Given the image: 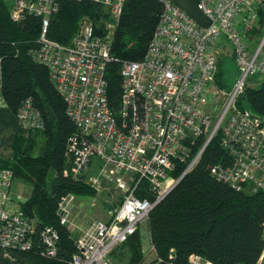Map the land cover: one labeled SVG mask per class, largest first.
<instances>
[{
  "label": "built area",
  "instance_id": "obj_1",
  "mask_svg": "<svg viewBox=\"0 0 264 264\" xmlns=\"http://www.w3.org/2000/svg\"><path fill=\"white\" fill-rule=\"evenodd\" d=\"M5 1L11 5L14 23L29 16L41 19L42 32L30 54L49 70L77 129L66 149L70 174L74 178L90 174L88 185L116 183L125 192L110 220L92 219L81 231L74 264H111L114 249L148 222L151 212L195 169L220 131L221 146L231 161L210 168L211 176L235 191H264V122L236 106L249 81L264 82V36L255 47L247 38L264 0H200L201 11L212 21L209 28L200 27L171 0H157L163 11L144 58L121 64L117 111L109 99L107 68L115 61L112 32L126 0H71L100 6L108 19L100 22L106 33L99 34L101 24L84 18L69 45L48 38L51 17L61 0ZM228 46L239 78L231 91L220 93L218 54ZM3 89L0 61V107L5 106ZM17 117L26 132L45 129L31 99ZM180 167L183 172L176 177ZM130 178L133 182L128 185ZM13 183V172L0 170V248L6 255L31 251L35 232L34 220L22 209L25 201L12 192ZM144 186L151 198L139 196ZM57 213L60 223L73 231L72 195L60 201ZM59 238L53 227L42 230V256H56ZM188 264L214 263L192 255Z\"/></svg>",
  "mask_w": 264,
  "mask_h": 264
},
{
  "label": "trees",
  "instance_id": "obj_2",
  "mask_svg": "<svg viewBox=\"0 0 264 264\" xmlns=\"http://www.w3.org/2000/svg\"><path fill=\"white\" fill-rule=\"evenodd\" d=\"M10 10V3L0 0V61L5 101V106L0 107V145L11 151L6 158L0 154V170H11L15 181L32 187L22 209L37 223L32 236L33 249L6 255L0 248V264H74L77 238L69 226L60 223L58 205L68 195L95 197L96 191L85 182V177L74 178L70 174L71 160L65 154L77 129L67 115L66 103L51 81L49 70L36 63L30 54L42 32L41 19L29 16L16 24L11 20ZM162 11L157 0H126L121 19L112 32L111 55L115 61L107 68L109 99L116 111L121 97V64L144 58ZM84 18L99 25L108 16L98 5L61 0L58 12L51 17L48 38L62 45L71 44ZM98 33H106L103 24ZM256 34L264 35V1L248 37ZM218 61L216 85L223 88L219 58ZM29 99L42 114L45 129L26 136L17 114ZM236 106L264 122V82L259 88L247 86ZM230 161L221 146L220 131L195 169L151 212L147 224L154 260L145 262L140 229L116 247L110 259L122 249L128 256L127 264H188L192 255L214 264H259L264 252V191H235L216 181L210 168ZM183 169L180 167L174 175L179 177ZM145 187L138 192L139 196L151 198ZM46 227L56 229L60 237L57 254L51 258L42 256L41 232Z\"/></svg>",
  "mask_w": 264,
  "mask_h": 264
},
{
  "label": "rangeland",
  "instance_id": "obj_3",
  "mask_svg": "<svg viewBox=\"0 0 264 264\" xmlns=\"http://www.w3.org/2000/svg\"><path fill=\"white\" fill-rule=\"evenodd\" d=\"M106 15V14H105ZM103 21V20H100ZM264 35H254V37H247L251 42V45L254 47L256 46L263 38ZM218 58L220 59L221 63V70L223 72V88L220 89V93L222 92H229L235 85L237 79L239 78V70L235 63V56L233 54L232 48L228 46V49L221 51L218 54ZM262 84L258 78L249 81L250 88H259ZM26 136L35 134L36 132H25ZM39 147V146H38ZM0 154L3 157H8L11 154L9 149H5L0 145ZM66 155V154H65ZM67 157V156H66ZM68 158V157H67ZM87 176L84 178L85 182L87 183ZM91 177V176H90ZM133 179H128L127 184L131 185ZM92 188L96 191L95 197H76L73 196V210L81 211L84 218L89 219H98L102 221L110 220L112 214L117 210V208L123 202L125 192L123 189L119 188L116 183H102V185L97 186L95 183L89 184ZM32 187L22 181H15L13 183L12 192L14 195L20 196L22 201H27L28 197L30 196ZM37 219L32 221L34 230L36 227ZM140 232L143 239V251L145 255V262H152L155 258L153 248L151 249L150 243V234L148 231V224H144L140 228ZM76 233L73 232V236L76 237ZM128 256L125 250H117L114 257L111 258V264H127Z\"/></svg>",
  "mask_w": 264,
  "mask_h": 264
},
{
  "label": "water",
  "instance_id": "obj_4",
  "mask_svg": "<svg viewBox=\"0 0 264 264\" xmlns=\"http://www.w3.org/2000/svg\"><path fill=\"white\" fill-rule=\"evenodd\" d=\"M181 10L186 12L188 16L194 20L200 27L209 28L212 21L201 11L200 0H171Z\"/></svg>",
  "mask_w": 264,
  "mask_h": 264
},
{
  "label": "crops",
  "instance_id": "obj_5",
  "mask_svg": "<svg viewBox=\"0 0 264 264\" xmlns=\"http://www.w3.org/2000/svg\"><path fill=\"white\" fill-rule=\"evenodd\" d=\"M19 195V194H18ZM18 195H15L17 197H20ZM26 199V198H25ZM24 199V201H25ZM82 212L81 211H77L76 209L73 210V213H72V222L74 224V229H73V232L76 233V238L78 239L80 234H81V231L83 229H85L87 227V225L89 224V222L93 219H89V218H84L83 215H81ZM151 243V241H150ZM152 249V245L150 247ZM259 264H264V252L262 254V257L259 261Z\"/></svg>",
  "mask_w": 264,
  "mask_h": 264
}]
</instances>
